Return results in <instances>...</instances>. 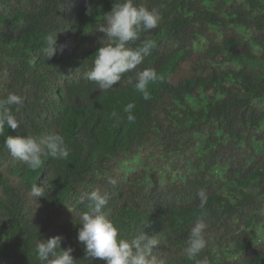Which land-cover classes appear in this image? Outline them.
Masks as SVG:
<instances>
[{"label": "trees", "instance_id": "trees-1", "mask_svg": "<svg viewBox=\"0 0 264 264\" xmlns=\"http://www.w3.org/2000/svg\"><path fill=\"white\" fill-rule=\"evenodd\" d=\"M117 2L0 0V98H24L20 125L0 135V264H42L36 244L55 235L83 259L77 224L96 189L108 193L105 212L125 234L158 236L154 254L168 264H264V0H135L161 21L128 47L146 38L155 47L102 91L85 73L107 42L97 27ZM53 31L49 59L43 38ZM145 68L161 77L149 100L134 88ZM27 134L63 135L69 157L28 169L4 144ZM35 184L44 196L31 194ZM201 213L208 244L188 260Z\"/></svg>", "mask_w": 264, "mask_h": 264}, {"label": "clouds", "instance_id": "clouds-1", "mask_svg": "<svg viewBox=\"0 0 264 264\" xmlns=\"http://www.w3.org/2000/svg\"><path fill=\"white\" fill-rule=\"evenodd\" d=\"M161 14L158 9L137 6L135 0H120L113 5L111 12L106 13L104 22L97 31L106 35V43L93 55L91 68L85 73V79L98 84L99 89L108 91L120 83L123 75L140 65L144 58L155 47L154 40L146 38L136 47H128L130 41L140 39L141 32L158 27ZM57 33H48L44 39L43 53L51 59L57 52ZM62 50V48H61ZM161 79L154 68H145L137 73L134 88L142 94L145 100L151 98L149 85ZM129 83H132L129 80ZM24 98L14 92L0 98V135L5 128L16 130L20 125L17 115L23 107ZM135 105L128 103L123 111L129 123L135 122L132 114ZM112 116L120 119L113 112ZM4 144L14 158L19 159L28 169H41L46 158L63 160L70 155V148L61 134L47 137L27 134L8 135ZM108 183L115 185L116 180L109 177ZM44 188L33 185L31 194L34 197L44 196ZM200 208H205L208 196L204 190L198 192ZM87 209L79 214L77 241L83 245V259H74V249L69 246L62 248L63 237L55 235L47 240H39L36 244V254L42 264H85L95 259H102L106 264H168L165 256L154 254V249L160 245L157 235H149L143 229H132L125 234L109 219L105 208L109 203L107 192L99 189L87 194ZM206 214L201 213L192 223L188 237L185 256L194 260L201 255L208 244ZM196 264H209L208 259L197 260Z\"/></svg>", "mask_w": 264, "mask_h": 264}]
</instances>
